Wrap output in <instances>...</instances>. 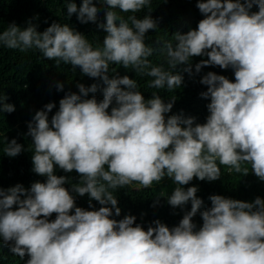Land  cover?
Returning <instances> with one entry per match:
<instances>
[{"label": "clouds", "instance_id": "obj_1", "mask_svg": "<svg viewBox=\"0 0 264 264\" xmlns=\"http://www.w3.org/2000/svg\"><path fill=\"white\" fill-rule=\"evenodd\" d=\"M99 2L108 7L104 22L97 23L105 35L95 46L67 23L53 22L40 32L29 20L26 27L13 22L0 31V47L38 52L104 85L97 101L87 97L99 82L77 83L78 92H66L51 119L55 104L49 102L27 123L32 171L45 180L0 188V241L25 264H264V199L213 194L197 227L193 217L203 200L197 186L183 187L194 178L220 179L221 165L244 175L249 167L242 165H249L264 181V0H196L203 15L197 27L158 38L159 48L145 42L158 20L137 15L150 13L152 0ZM98 11L93 0L79 7L66 0V19L75 14L81 24L97 22ZM193 56L207 57L195 63V72ZM112 65L150 77L147 87L157 91L146 99L136 79L110 78L116 73ZM204 66L231 68L235 77L212 71L200 77L207 86L200 96L209 100L206 121L168 115L176 97L165 102L159 90L172 93L182 85V72L194 76ZM6 100L0 93V113L15 110ZM3 139L4 155L25 150L15 138ZM57 168L75 171L79 181L70 183ZM165 178L175 185L167 203L181 209L191 204L177 225L169 228L157 219L145 230L134 215L114 218L121 213L118 189L152 188ZM85 194L91 210L76 205V196Z\"/></svg>", "mask_w": 264, "mask_h": 264}, {"label": "trees", "instance_id": "obj_2", "mask_svg": "<svg viewBox=\"0 0 264 264\" xmlns=\"http://www.w3.org/2000/svg\"><path fill=\"white\" fill-rule=\"evenodd\" d=\"M73 2L79 7L82 0H73ZM93 2L99 9L97 22L81 24L75 14L66 19V0H0V31H3L13 22L20 27H26L29 20H32L40 32L53 22L67 23L88 37L95 46V44L102 42L105 35L104 31L97 27V23L104 22L105 10L108 6L101 4L99 0H93ZM257 10L258 8L254 5L252 11ZM145 14H149L153 19L158 20L157 29L149 30L146 33L145 42L154 48L160 47V43L157 42L158 38L167 40L177 31L187 32L189 28H196L198 22L203 19V15L196 7V0H152L151 12L148 13V10L144 9L137 15L143 17ZM121 15L126 16L128 14L121 13ZM150 59L154 63L159 62L156 56ZM201 59H207V57L193 56L191 58L193 72H195V63ZM110 67L116 69V73H109L110 78L119 74L136 79L146 99L151 98L153 91H157L147 87V81L151 79L150 77L138 76L131 69H124L119 65ZM178 67L182 68L183 66ZM209 71L224 75L232 81L235 79L231 68L221 69L219 66H204L201 72L194 76L182 72L183 82L179 89L172 93L159 90V94L165 102L170 101L172 96L176 97L173 108L168 115L182 112L186 117H196L197 123L202 124L206 121L208 115L206 105L209 100L201 97L200 93L206 91L207 86L200 84L199 79ZM58 82L64 85L62 91H58L56 88ZM97 82L100 83V88L94 94L89 93L87 98L95 95L97 101H100L103 99V83L96 78L82 75L78 67L73 70L71 65L61 64L57 66L54 60L44 58L38 52L22 53L18 50L0 47V93L6 95L7 100L5 102L11 103L15 107L12 113H0V188H8L17 183L28 188L35 181L43 182L45 180V177L32 171V140L30 136L25 135L27 123L37 110L43 109L44 105L49 102L55 104V107L49 112V119H51V116L58 110L59 100L64 97L65 93L69 91L78 92L77 83H83L87 87ZM4 136L7 137V140L15 138L18 143L24 146L25 150L16 157L4 155L3 147L6 142H4ZM242 167H249L247 175H244L243 172H230L227 166L221 165L220 179L209 182L194 178L188 185L183 186L185 189L190 186H197L196 195L203 200L201 208L193 217L197 227L202 224L200 212L210 207L209 197L213 194L247 202L253 201L257 196L264 199V181L259 180L254 175L249 165H242ZM56 174L71 177L70 183L79 181V176L75 171L65 173L57 168ZM65 187L70 188V185L66 184ZM174 187L172 181L165 178L158 184L154 183L152 188L137 190L134 187H126L118 189L115 195L121 213L120 216L114 218L121 219L125 215H134L137 218L136 223H140L145 230L152 221L157 219L169 228L177 225L184 213L190 210L191 204L189 202L183 209L169 205L166 196L171 194ZM161 193H164L165 197L160 196ZM89 199L87 194L83 197L77 195L75 202L78 207L91 210L89 209ZM91 203L96 209L100 207L95 200H92ZM55 215L53 213L49 219L54 220ZM27 258L26 256L25 260ZM0 264H25V262L13 255L9 247L0 241Z\"/></svg>", "mask_w": 264, "mask_h": 264}]
</instances>
